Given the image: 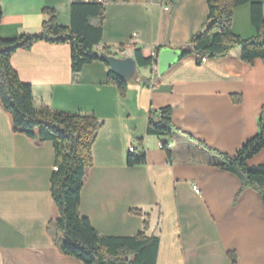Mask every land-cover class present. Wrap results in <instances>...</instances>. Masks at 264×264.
<instances>
[{"label":"crops","instance_id":"crops-1","mask_svg":"<svg viewBox=\"0 0 264 264\" xmlns=\"http://www.w3.org/2000/svg\"><path fill=\"white\" fill-rule=\"evenodd\" d=\"M252 1L262 4L264 16V0ZM73 3L103 4V39L95 50L107 48L122 59L134 58L136 49L145 58L162 48L188 50L208 18L205 0H0V38L41 34L49 18L44 10H54L58 24L69 27ZM233 32L245 40L256 36L249 4L235 8ZM11 65L31 86L36 108L91 113L102 122L79 207L99 234L132 237L148 222L146 235L160 239L157 264H232L229 253L236 264H264L259 194L243 190L235 175L208 166L197 144L233 156L259 133L261 116L264 122L260 60L245 64L235 50L205 63L189 55L162 76L157 67L138 69L124 98L107 85L109 69L101 61L74 77L68 45L36 43L16 52ZM168 107L178 135L148 136L150 110ZM130 148L146 156L144 165L127 167ZM55 161L53 145H36L14 133L0 105V264H83L61 255L48 234L56 218ZM248 164L264 165V150Z\"/></svg>","mask_w":264,"mask_h":264},{"label":"trees","instance_id":"trees-1","mask_svg":"<svg viewBox=\"0 0 264 264\" xmlns=\"http://www.w3.org/2000/svg\"><path fill=\"white\" fill-rule=\"evenodd\" d=\"M205 3L208 8L206 26L192 39L190 49L182 51L183 59L193 54L207 59L222 58L240 50L243 63L253 65L260 60L264 64L262 4L252 0H205ZM247 4L251 7V22L256 31V36L249 40L233 32L234 10ZM43 13L49 18L43 23L41 34L22 35L9 40L0 38V105L9 115L14 133L26 136L36 145L51 143L54 147L56 161L51 179V196L56 218L49 224L48 234L61 255L75 258L83 264H157L160 239L146 235L148 222H145L144 230L135 236L105 237L92 227L87 218L80 216L81 191L87 171L93 166L92 147L102 122L91 113L72 115L44 106L36 108L31 86L21 82L11 65V58L16 52L30 50L36 43L68 45L72 74L77 77L85 66L100 61V53L95 48L101 45L103 39L104 6L101 3H73L69 27L58 24L54 10H44ZM2 18L0 6V25ZM102 52L117 57L107 48H103ZM134 59L138 69H153L157 65L156 58H145L141 49L135 50ZM107 68V85L116 86L124 98L128 86L137 82V76L133 82H127ZM233 100L241 103V98ZM147 135L158 138H175L178 135L171 108L150 110ZM197 144L202 148L208 166L235 175L241 181L243 190L249 189L259 194L264 209V165L248 164L264 150L262 116L259 133L244 143L233 156L212 150L201 141H197ZM161 146L170 157L167 143L162 142ZM145 163L144 154H129L126 161L129 168ZM131 214L141 215L138 210H131ZM228 258L232 264H236L234 253H229Z\"/></svg>","mask_w":264,"mask_h":264},{"label":"water","instance_id":"water-1","mask_svg":"<svg viewBox=\"0 0 264 264\" xmlns=\"http://www.w3.org/2000/svg\"><path fill=\"white\" fill-rule=\"evenodd\" d=\"M99 59L106 64L110 70L118 77L127 82H133L137 76V63L134 58H118L113 55H107L103 52L99 54ZM183 60L182 51L170 48H162L158 54L157 69L159 75H164L174 65Z\"/></svg>","mask_w":264,"mask_h":264},{"label":"built area","instance_id":"built-area-1","mask_svg":"<svg viewBox=\"0 0 264 264\" xmlns=\"http://www.w3.org/2000/svg\"><path fill=\"white\" fill-rule=\"evenodd\" d=\"M158 54H159L158 50H155V51L152 52L151 57L156 58V60H158ZM198 59H199V61L201 63H205V62L208 61V59L206 57H198ZM156 67H157V65H156ZM161 148H162V146H161ZM129 154H131V155H137L136 149L135 148H130L129 149ZM193 190H194V192L197 195H200L201 191L199 190V188L197 186H194L193 187Z\"/></svg>","mask_w":264,"mask_h":264}]
</instances>
